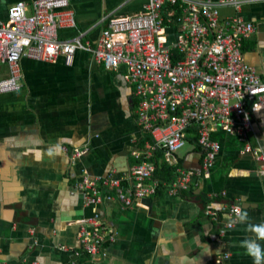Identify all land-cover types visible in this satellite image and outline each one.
Listing matches in <instances>:
<instances>
[{"label":"crops","instance_id":"crops-1","mask_svg":"<svg viewBox=\"0 0 264 264\" xmlns=\"http://www.w3.org/2000/svg\"><path fill=\"white\" fill-rule=\"evenodd\" d=\"M13 1L0 0L1 18ZM241 1L238 15L254 28L243 44L244 60L264 80V0ZM70 4L76 27L60 29V38L87 33L83 41L94 42L103 17L139 13L146 0ZM220 14L234 16L232 10ZM164 32L167 43L180 35L175 25H166ZM123 73L122 68L105 70L85 51H78L71 65L64 57L55 63L20 60L19 89L0 95V264H85L78 234L94 213L116 235L103 246L99 264H252L239 247L252 234L240 223L221 232L231 221L221 206L236 205L248 212L250 223L264 222V178L254 156L221 128L209 135L219 151L206 173L194 131L174 155L181 168L194 174L187 190L174 196L159 191L131 207L114 200L85 204L78 189L82 177H127L135 163L131 154L142 152L146 143L133 86ZM6 76V66L0 65V77ZM251 120L250 143L264 155V102L251 110ZM54 145L60 150L49 156ZM84 148L87 154L71 160L73 150ZM158 160L163 162L161 154L154 156L155 165ZM207 209L217 219L206 215Z\"/></svg>","mask_w":264,"mask_h":264},{"label":"built area","instance_id":"built-area-1","mask_svg":"<svg viewBox=\"0 0 264 264\" xmlns=\"http://www.w3.org/2000/svg\"><path fill=\"white\" fill-rule=\"evenodd\" d=\"M121 1L127 5L132 0ZM70 5V0H32L29 4L15 0L7 6L4 18L0 17V65L7 68V76L0 77V95L19 89L21 59L55 63L64 57L71 65L76 53L85 51L107 71L124 70V80L133 86L137 122L147 141L142 152L131 154L135 163L127 177H82L78 189L86 205L114 200L131 207L159 191L174 196L187 190L194 174L181 168L174 155L185 147L191 130L202 153L203 172L211 169L219 151L209 135L221 128L238 138L244 153L254 156L259 163L257 172L264 178V155L249 139L251 110L264 102V80L244 60L243 44L254 28L238 15L243 1L146 0L139 13L103 17L104 26L94 42L83 41L87 33L60 38V29L76 27ZM221 10H232L234 16L222 18ZM166 25L179 27L177 41L167 43ZM87 153V148L76 149L70 158ZM157 154L172 170L170 182L153 177ZM221 207L231 218L220 228L223 232L232 227L238 206L224 203ZM205 214L217 219L210 209ZM115 237L94 213L78 234L85 264H99L103 246Z\"/></svg>","mask_w":264,"mask_h":264},{"label":"clouds","instance_id":"clouds-1","mask_svg":"<svg viewBox=\"0 0 264 264\" xmlns=\"http://www.w3.org/2000/svg\"><path fill=\"white\" fill-rule=\"evenodd\" d=\"M59 150V145H54L49 149L48 155L53 156ZM231 223L246 225V231L252 235L250 238L241 240L239 247L244 250V255L252 260V264H264V243H262L264 242V222L258 224L250 223L248 212L237 207L235 209V219Z\"/></svg>","mask_w":264,"mask_h":264},{"label":"trees","instance_id":"trees-1","mask_svg":"<svg viewBox=\"0 0 264 264\" xmlns=\"http://www.w3.org/2000/svg\"><path fill=\"white\" fill-rule=\"evenodd\" d=\"M167 8L169 9L168 6H167ZM173 10L179 11L178 8L177 9L173 8ZM179 15H180V13L177 14V17H179ZM143 140L147 141V138L144 137ZM155 167H156L155 168V174H160V177H159V175H154L156 178H160V179L163 178V179H165V182L171 181L172 170L170 168H167L163 162L159 163V160H158V163Z\"/></svg>","mask_w":264,"mask_h":264},{"label":"rangeland","instance_id":"rangeland-1","mask_svg":"<svg viewBox=\"0 0 264 264\" xmlns=\"http://www.w3.org/2000/svg\"><path fill=\"white\" fill-rule=\"evenodd\" d=\"M185 148V147H184ZM182 151V150H181ZM180 152V151H179Z\"/></svg>","mask_w":264,"mask_h":264}]
</instances>
